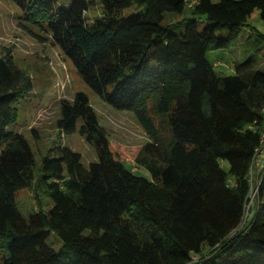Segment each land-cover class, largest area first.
<instances>
[{"label": "trees", "instance_id": "1", "mask_svg": "<svg viewBox=\"0 0 264 264\" xmlns=\"http://www.w3.org/2000/svg\"><path fill=\"white\" fill-rule=\"evenodd\" d=\"M22 20L47 33L107 104L132 111L150 138L136 163L115 158L85 93L63 100L57 127L80 135L98 154L55 147L39 179L28 139L9 127L34 83L12 54L0 58V264H264V172L253 217L245 220L250 168L264 134V35H249L236 74L220 76L208 55L229 48L264 0H11ZM194 18L166 26L168 13ZM145 11L125 18L129 8ZM202 19V26L199 19ZM153 63L158 69L152 70ZM166 125L169 139L155 122ZM229 165V172L223 164ZM45 187L48 212L25 218L17 192ZM62 240L48 245L52 233Z\"/></svg>", "mask_w": 264, "mask_h": 264}, {"label": "rangeland", "instance_id": "2", "mask_svg": "<svg viewBox=\"0 0 264 264\" xmlns=\"http://www.w3.org/2000/svg\"><path fill=\"white\" fill-rule=\"evenodd\" d=\"M74 0H59L58 8L69 9ZM91 6L86 16L89 21L103 15V7L99 0H88ZM194 2L195 0H191ZM217 3L221 0H212ZM145 8H129L123 12L128 18L142 13ZM23 12L11 0H0V58L12 54L17 65L27 72L34 83L31 95L21 100L18 105L19 120L9 127L10 131L23 134L34 151L36 165L34 166L35 179L42 175L40 165L42 158H55L58 154L55 147H68L82 155V165L88 169L91 163L98 162L96 149L90 145L79 133L63 135L57 122L61 114L63 100L74 101L77 93H85L94 109L99 123L107 131L111 148L115 158L132 166L136 173L151 178L147 168L136 159L142 148L150 142L144 128L139 123L136 114L132 111H119L107 104L81 78L72 60L67 58L58 46H54L49 35L40 27L31 26L22 20ZM194 15L187 4L183 14L168 13L166 26L172 23L192 19ZM202 26V19L199 20ZM249 35L256 40L264 35V20L256 10L248 21V26L242 30L240 37L227 49L213 50L209 53V60L216 64V73L220 76L235 75L234 64L242 61L246 55L242 51ZM258 56L264 58V43L259 44ZM264 62V60H263ZM264 72V66L258 67ZM158 69L153 63L152 70ZM161 135L169 139L166 125L156 118ZM226 172L229 165L223 164ZM16 202L19 211L25 218L40 212H48L53 208V202L48 196L45 187L35 189L34 186L17 192ZM245 217V221H247ZM48 245L59 251L63 242L56 233H52Z\"/></svg>", "mask_w": 264, "mask_h": 264}, {"label": "built area", "instance_id": "3", "mask_svg": "<svg viewBox=\"0 0 264 264\" xmlns=\"http://www.w3.org/2000/svg\"><path fill=\"white\" fill-rule=\"evenodd\" d=\"M133 172H136L135 169H133ZM263 172H264V134L261 137V147L257 152V155L252 163L249 173L251 190L245 207V217H247L248 220H250L253 217L256 210V206L259 201V186H260L259 179H260V175Z\"/></svg>", "mask_w": 264, "mask_h": 264}, {"label": "crops", "instance_id": "4", "mask_svg": "<svg viewBox=\"0 0 264 264\" xmlns=\"http://www.w3.org/2000/svg\"><path fill=\"white\" fill-rule=\"evenodd\" d=\"M243 51V50H242ZM245 59V58H244ZM243 59V60H244ZM242 60V61H243ZM210 61V60H209ZM242 61H240V62H242ZM211 62V61H210ZM240 62H236L235 64H234V68H235V65L237 64V63H240ZM212 63V62H211ZM213 65H214V67H218L219 66V64H220V62H218V63H216V64H214V63H212ZM262 66H264V63H262ZM235 72H236V70H235Z\"/></svg>", "mask_w": 264, "mask_h": 264}]
</instances>
